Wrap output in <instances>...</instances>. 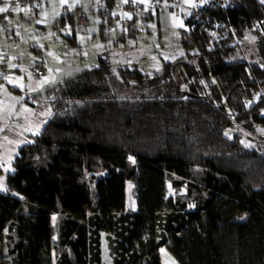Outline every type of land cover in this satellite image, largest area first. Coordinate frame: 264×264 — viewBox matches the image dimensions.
<instances>
[{
	"label": "trees",
	"instance_id": "1",
	"mask_svg": "<svg viewBox=\"0 0 264 264\" xmlns=\"http://www.w3.org/2000/svg\"><path fill=\"white\" fill-rule=\"evenodd\" d=\"M99 15L103 39L113 17ZM184 23L186 57L153 75L101 56L48 89L52 116L0 189L3 264H166L163 249L173 264H264V145L226 135L232 122L264 128V3L231 0Z\"/></svg>",
	"mask_w": 264,
	"mask_h": 264
},
{
	"label": "rangeland",
	"instance_id": "2",
	"mask_svg": "<svg viewBox=\"0 0 264 264\" xmlns=\"http://www.w3.org/2000/svg\"><path fill=\"white\" fill-rule=\"evenodd\" d=\"M128 1L115 0L110 10L113 20L104 25L103 39L99 32L103 20L98 12L100 1L94 3V13L93 8L86 11L88 23L85 33H80L76 27L70 30L56 27L52 22L47 29L43 28L39 19L42 18V9L38 11L39 20L37 17L32 20L26 13L21 18L18 7H14L11 15L0 14V122L8 132L2 135L3 142H9L13 133L23 135L22 130H30V124L32 128L33 125H41L42 130L52 116L48 89L96 67L101 56L107 57L115 69L136 63L149 75L161 71L163 61L175 62L186 57L180 43V29L192 14L196 0H170L160 4L161 8L153 15L142 12L140 8H125L129 6ZM178 2L183 4L180 16L173 10ZM0 4V7L7 5V10L13 8L9 0ZM34 70L41 71L42 75H37ZM26 100L32 101L36 108H30ZM15 106H19L16 111L13 110ZM31 116L36 119L33 125L29 123ZM226 135L238 136L240 142L251 149L264 145L262 127L252 136L232 122ZM15 156L14 151H7L5 163L12 165ZM3 171L6 172L5 169ZM1 187L5 190V183ZM168 188L170 195L187 193L186 189L175 191L170 184ZM127 206L130 210L136 209L132 183L127 185ZM102 227L103 234H112L111 215H103ZM4 236L0 239V264H3L5 252ZM160 255L163 262L173 264L165 249L160 251Z\"/></svg>",
	"mask_w": 264,
	"mask_h": 264
},
{
	"label": "crops",
	"instance_id": "3",
	"mask_svg": "<svg viewBox=\"0 0 264 264\" xmlns=\"http://www.w3.org/2000/svg\"><path fill=\"white\" fill-rule=\"evenodd\" d=\"M5 1V0H0V2ZM8 1V0H6ZM100 1V7L102 5H104V0H50L49 1V8L47 10H43L42 13V18H39L40 21L42 22L43 28L47 29V26L49 25L50 22L53 23V26L56 25V21L63 15V8L67 9V14H73L75 12L80 13V16H84L85 20H86V29H87V23H88V15L86 11H92L91 8H93L92 13L95 12L94 10V3ZM124 1H128V0H124ZM93 3V5H92ZM151 2L149 0H130L128 1L129 6H126L125 8H131L132 10L134 9H138V6H145V5H149ZM2 4H0L1 6ZM100 7L98 8V10L100 11ZM19 13L21 18H23V15L25 14L24 12H22L19 8H16ZM12 10H14V7L6 10L4 12H0V14H13ZM41 10V9H40ZM38 10V11H40ZM37 11V13L32 17V20L35 19L37 17L38 19V15L39 12ZM98 11V12H99ZM112 15V14H111ZM1 19V17H0ZM38 19V20H39ZM62 26L66 29V30H70L71 28L74 29L76 27V22H74V24L65 21ZM61 26V27H62ZM99 28V27H98ZM100 30V28H99ZM28 100V99H27ZM26 100V101H27ZM29 103L30 108L31 107H35L34 103L32 101H27ZM36 108V107H35ZM19 109V106H15L13 107V110L16 111ZM36 119H34V117L31 116V118L29 119V123L32 122L35 124ZM34 127H31L30 124V130L26 131V129L22 130L23 135H17L16 133L11 134V137L8 139L9 142H3V138L2 135L8 133L7 129H5L1 122H0V189H2L1 186L4 185L5 183V176L8 172H10L12 169V165L5 163V153L8 151L13 152L14 154L17 155L18 153V149L21 145V143L27 141L31 136L35 135L37 131L41 130V125L39 127H37L36 125H33ZM8 144V146L6 145ZM16 157V156H15ZM13 163V161H12ZM11 163V164H12ZM5 165V166H3ZM7 166V167H6ZM11 166V167H10ZM6 167V168H5ZM3 169L6 170V172L3 171Z\"/></svg>",
	"mask_w": 264,
	"mask_h": 264
},
{
	"label": "built area",
	"instance_id": "4",
	"mask_svg": "<svg viewBox=\"0 0 264 264\" xmlns=\"http://www.w3.org/2000/svg\"><path fill=\"white\" fill-rule=\"evenodd\" d=\"M49 1L50 0H9V3L12 7H18L22 12L29 14L33 17L37 13L38 10L40 9L47 10L49 8ZM257 1L261 2V0H257ZM230 5H231V0H204L203 3H201V0H196V4L194 8L192 9L191 15L194 14V17H198L209 6L227 8ZM138 8H140L142 12L151 15L156 10H158L160 6L157 3L152 2L149 5L138 6ZM182 8H183L182 2H178L175 6H173V10L178 16L182 15ZM100 11L104 19L109 17L110 11L108 10L106 6L102 7ZM66 13H67V9L63 8V14H66ZM208 20L209 19H206L207 22ZM222 24H223L222 22L221 23L213 22L210 26L205 28L206 34L215 40L217 36L219 35V29L222 27ZM76 28L78 29L80 33H85L86 20L84 16H79L77 18ZM34 72H36L37 75H42L41 71L34 70Z\"/></svg>",
	"mask_w": 264,
	"mask_h": 264
},
{
	"label": "snow or ice",
	"instance_id": "5",
	"mask_svg": "<svg viewBox=\"0 0 264 264\" xmlns=\"http://www.w3.org/2000/svg\"><path fill=\"white\" fill-rule=\"evenodd\" d=\"M203 2H204V0H201V3H203ZM261 3H264V0H261ZM6 10H7V5H5L4 7H0V12H4ZM262 111H264V110H262ZM130 159H131V157H130Z\"/></svg>",
	"mask_w": 264,
	"mask_h": 264
}]
</instances>
